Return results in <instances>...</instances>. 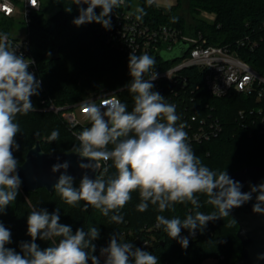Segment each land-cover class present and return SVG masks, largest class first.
Wrapping results in <instances>:
<instances>
[{
	"label": "trees",
	"instance_id": "16d2710c",
	"mask_svg": "<svg viewBox=\"0 0 264 264\" xmlns=\"http://www.w3.org/2000/svg\"><path fill=\"white\" fill-rule=\"evenodd\" d=\"M55 1L60 7L54 15L46 17L41 12L29 25L32 51L46 89L43 92L39 89V95L31 98L35 112L16 117L21 133L16 136L20 148L14 151V156L19 165L38 140L47 152H72L73 147L79 145L75 133L90 126L85 123L71 127L62 112L43 109V98L53 99L60 107H73L88 99L93 91L97 94L113 92L120 102L127 104L128 111L134 106L133 94L128 90L131 80L129 55L103 39L97 29L99 24L93 22L75 28L72 20L78 6L73 4V0ZM138 1L142 9L140 18L149 26L168 25L182 32L200 29L210 43L235 44L239 39L246 40L247 44L256 41L257 46L253 49L248 45L235 48L257 70L264 72V0H191L189 7L193 21L190 24L175 10L164 13L153 0ZM132 2L127 0V6H132ZM70 6L72 11H66ZM95 11L99 14L101 10L97 8ZM200 11L214 14L215 19L209 22L200 18ZM169 54L163 53L154 58L153 68L165 70L172 66L177 59L174 61L175 58L168 57ZM182 74L187 78L186 85L181 81L173 85L163 82L153 90L164 96L166 103L176 106V113L181 117L178 123H186L187 133L189 128L196 129L203 119L207 126L216 121L220 124L221 131L217 136L190 144L202 163L211 170H226L229 174L249 165H264V132H250L251 125L241 120L239 115L240 110L258 107L263 102L237 92L224 97L213 96L206 90L197 68H185ZM54 130L59 131V139L50 143L48 138ZM112 147L111 144L108 146L109 149ZM111 164L108 161L106 165L109 166V175L115 173ZM74 185L78 186L79 181L74 180ZM131 196V200L120 210L124 222L118 224L91 206L85 211L83 201L73 207L64 203L55 191L39 188L25 192L21 187L17 199L5 214H0V222L12 233V243L6 247L20 252V242L31 240L27 235V215L33 207L47 209L49 213L59 207L60 222L70 225L73 232L78 228L87 230L90 225L98 227L100 236L93 242L96 244V256H99L101 247L108 245L116 231L126 242L152 252L158 257L159 264H234L238 257L234 260L233 255L241 253L242 245L237 237L239 225L231 215L210 221L203 233L197 231L194 238L185 236L189 239V246L184 249L177 240L170 239L162 227L156 226V217L164 215L169 219H184L196 210L193 205L190 202L178 203L174 210L160 213L156 206L149 204L147 211L140 212L136 207L140 203L138 191ZM197 198L200 212L209 214L217 211L207 203L206 195L197 194ZM225 222L232 225V230H227ZM185 232L188 230L183 229L181 234ZM145 241H149V245H144ZM36 243L43 249L51 242L37 239ZM210 259L213 261L208 262Z\"/></svg>",
	"mask_w": 264,
	"mask_h": 264
},
{
	"label": "clouds",
	"instance_id": "9594fccd",
	"mask_svg": "<svg viewBox=\"0 0 264 264\" xmlns=\"http://www.w3.org/2000/svg\"><path fill=\"white\" fill-rule=\"evenodd\" d=\"M28 2L36 8L33 0ZM124 2L73 0L79 15L72 23L80 27L95 22L111 30V13ZM97 8L101 9L99 14ZM66 11L71 12V6ZM17 49L7 33H0V214H5L17 199L22 185L19 161L14 156V151L20 148L16 136L21 133L16 117L35 112L31 98L39 95L41 87V82L29 71L35 61ZM154 65V58L148 54L138 56L130 52L128 90L134 100L131 111L118 99L99 105L93 99L81 101V110L90 126L75 133L79 145L73 147V153L81 158L80 169L98 175L93 179L86 172L75 186L74 177L68 174L70 163L57 162L51 167L52 173H60L53 190L67 205L75 207L83 201L85 211L91 206L118 224L124 222L120 210L131 200L134 191L140 196L136 206L140 212L147 211L149 204L163 213L174 210L178 203L190 202L196 210L184 219L156 217V226L187 249L189 239L181 237L183 229L194 238L197 231L203 233L210 221L230 215L232 209L253 198L252 213L264 216V183L249 184V191L244 192L241 182L231 178L226 170L217 172L202 163L188 142L186 123H178L181 117L176 106L166 103L164 96L153 90V81L158 78V72L151 71ZM145 74L150 78L144 79ZM57 139L59 131L54 130L48 140L51 143ZM108 161L115 169L112 175L108 174ZM197 194L206 195L207 203L217 211L200 212ZM27 235L31 240L20 242V252L6 247L12 243V233L0 222V264H89V261L101 264L100 257H104V264H159L157 256L126 242L118 231L106 247L100 248V256L94 255L93 242L100 236L98 227L90 225L87 230L78 228L73 232L70 225L60 222L59 207L51 213L33 207L27 215ZM37 239L51 243L41 249ZM256 259L264 260V253H259Z\"/></svg>",
	"mask_w": 264,
	"mask_h": 264
},
{
	"label": "built area",
	"instance_id": "2783aa9c",
	"mask_svg": "<svg viewBox=\"0 0 264 264\" xmlns=\"http://www.w3.org/2000/svg\"><path fill=\"white\" fill-rule=\"evenodd\" d=\"M33 3L36 8L28 0H0V33L8 34L13 47L18 48V53H23L25 57L35 61L29 71L33 72L35 78L41 82L40 91L43 92L46 86L37 58L32 51L29 25L38 14L43 12L44 6L42 0H33ZM131 7V5L127 6V0H125L123 5L114 8L111 13V30H105L100 24L98 25V32L107 43L128 55L130 52L136 55L146 53L153 58L163 55V53H172L181 43H187L188 49L184 56L175 58L174 61L176 59L177 61L172 66L165 70H155L154 68L151 70L158 72V78L153 81L154 87L161 86L163 82L173 85L181 81L183 85H186L187 78L182 74V70L188 67L197 68L201 72L206 90L211 95L224 97L237 92L252 97L255 101L263 102L258 107L240 110L239 115L241 120L243 119L251 125L250 132H264V72L257 70L235 48V46L240 48L248 45L250 49H253L257 46L256 41L247 44L246 40L239 39L235 44L210 43L200 29L182 32L178 28L168 25L149 26L131 10ZM207 14H204L203 18L212 22L215 19L214 14ZM18 16L22 18L19 21L28 26L27 33L22 38L12 37L9 34L11 22ZM149 78L148 74L145 79ZM91 99L99 105L102 102L118 98L113 92H106L86 100ZM99 100L100 103H98ZM80 104L81 102L73 107H60L55 104L53 99H42L44 110L62 112L63 118L68 121L71 127L83 124L74 112L75 109H81ZM81 113H83L82 110ZM220 131L221 126L217 121L211 122L207 126L206 120L203 119L196 129L189 128L188 142L191 144L209 140L211 137L217 136ZM187 235L189 236V233L185 232L181 234V237ZM143 244L149 245V241H145Z\"/></svg>",
	"mask_w": 264,
	"mask_h": 264
},
{
	"label": "water",
	"instance_id": "95a60500",
	"mask_svg": "<svg viewBox=\"0 0 264 264\" xmlns=\"http://www.w3.org/2000/svg\"><path fill=\"white\" fill-rule=\"evenodd\" d=\"M187 49L188 44L183 42L168 57H183ZM57 157H59V161ZM65 160L70 163L68 174L73 176L74 180L80 181L86 172L93 179L98 175V172L80 169L78 162L81 158L73 151L47 152L43 149L41 141L38 140L28 151L25 161L18 167V173L22 179V189L29 192L45 188L53 192V185L60 173H52L51 167L53 164ZM229 175L234 180L241 182L242 191L247 192L249 191V184L264 183V165H249ZM253 196L255 197V194ZM253 203H255L254 198L242 207L232 209L230 213L239 225L237 237L242 245L240 256L234 264H264V260L256 259L259 253H264V216L252 213Z\"/></svg>",
	"mask_w": 264,
	"mask_h": 264
},
{
	"label": "rangeland",
	"instance_id": "374dc122",
	"mask_svg": "<svg viewBox=\"0 0 264 264\" xmlns=\"http://www.w3.org/2000/svg\"><path fill=\"white\" fill-rule=\"evenodd\" d=\"M153 1L156 3L157 7L159 9H161L158 6L157 2L155 0H153ZM42 2H43V6H44L43 12L45 13L46 17H50V16L54 15L59 10V7H60L59 3L57 1H55V0H42ZM174 2L175 3L171 6L170 11L164 12L162 9L161 10L164 13H166V14H168L171 11L175 10V12L177 14L183 15L185 17L186 21L190 24L193 21V18H192L193 16L191 14V10H190V7H189L191 0H175ZM83 7L86 8L87 5H83ZM140 7H141L140 2L138 0H133L131 10L133 12H135L139 16H140V11H139ZM207 13L208 12H205V11L201 12L200 11L199 17L203 18L204 14L208 15ZM210 14H212V13H210ZM78 15H79V10H78V7H77V12L75 14V17H77ZM21 19H22L21 16H18L11 22V25H10V28H9L10 36L22 38V37H24L26 35L27 30H28V26L26 24L20 22L19 20H21ZM83 26H85V25H82L80 27H76L74 25V27L78 28V29L83 27ZM95 95H97V91H93L89 98H92ZM98 103H100V100L98 101ZM74 112H76V115H77V117H78V119H79V121L81 123H83V124H85V123L87 124L88 123V121L85 119V115L83 113H81V109H75ZM224 226L227 228V230H232V225L230 223L225 222ZM239 256H240V254L235 253L233 255V259L235 260L237 257L239 258ZM211 261H213V260H211V259L208 260V262H211Z\"/></svg>",
	"mask_w": 264,
	"mask_h": 264
},
{
	"label": "crops",
	"instance_id": "0c3cea01",
	"mask_svg": "<svg viewBox=\"0 0 264 264\" xmlns=\"http://www.w3.org/2000/svg\"><path fill=\"white\" fill-rule=\"evenodd\" d=\"M158 6L164 11L168 12L171 9V6L175 3V0H155ZM100 256V254H99ZM98 256V257H99ZM101 264H104V257H100Z\"/></svg>",
	"mask_w": 264,
	"mask_h": 264
}]
</instances>
